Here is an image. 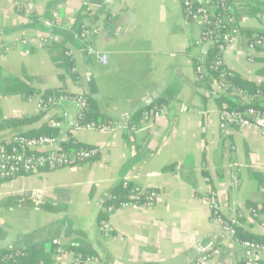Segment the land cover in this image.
Returning a JSON list of instances; mask_svg holds the SVG:
<instances>
[{
    "label": "crops",
    "instance_id": "1",
    "mask_svg": "<svg viewBox=\"0 0 264 264\" xmlns=\"http://www.w3.org/2000/svg\"><path fill=\"white\" fill-rule=\"evenodd\" d=\"M49 1L0 0L2 116L38 114L37 96L24 99L3 90L19 78L40 91L88 95L115 124L112 130L83 129L75 135L81 146L99 148L92 160L0 178V250L39 244L52 253L51 264H74L82 257L64 249L70 245L94 252L87 264H198L209 252L204 264L243 262L246 251L211 221L202 196L212 189L226 214L243 211L244 231L264 235L250 214L255 205L264 207V134L236 128L221 135L224 99L243 98L225 95L213 77L205 82L198 77L197 58L208 51L199 45L202 26L186 17L182 0H59L54 22L45 16ZM229 1L239 30L262 34L264 40V7L252 0ZM80 10L87 15L84 26L102 27L90 44L107 55V63L88 55L67 25ZM25 37L65 40L78 81L54 65L46 45L25 43ZM246 43L236 36L224 63L240 76L264 82L258 73L264 43L253 55ZM168 88L177 90L174 100L161 109L162 116H149L145 108ZM51 116L23 130L38 128ZM14 133L0 131V139ZM125 179L156 189L160 198L152 206L108 213ZM105 215L109 234L100 225Z\"/></svg>",
    "mask_w": 264,
    "mask_h": 264
},
{
    "label": "built area",
    "instance_id": "2",
    "mask_svg": "<svg viewBox=\"0 0 264 264\" xmlns=\"http://www.w3.org/2000/svg\"><path fill=\"white\" fill-rule=\"evenodd\" d=\"M223 14L218 15L216 12V4L214 0H183V13L193 22L199 23L203 30L199 39V45L209 47L213 42L220 41L218 45V54L214 61L207 65L206 55L197 58L196 72L198 77L205 80L210 77L209 70H216L224 63L225 51L236 36L246 40V48L254 54L256 46L262 45L264 40L259 35L255 39L248 40L236 26V16L232 12V5L229 0H221ZM59 19V18H58ZM60 22L63 21L60 19ZM74 20L68 19L67 25L71 28ZM231 26L229 32L222 34L220 30L225 26ZM102 32V27L85 25L82 33L78 36L81 38L85 46V51L88 55H95L100 62L107 63L108 58L105 53H99L92 46L91 42L99 37ZM24 38L25 43L36 44L40 42L42 45H47L52 40L39 37ZM221 79L215 78L216 84L223 93H230L242 97L244 103H248L254 97H248L243 91L236 87H231L228 91V86L225 83V73L220 74ZM258 97L264 98V92H259ZM38 98V112L52 114L48 120L52 128L59 130L57 135L41 134L35 137L23 135L20 133L0 139V178L15 179L19 176L37 174L45 169H61L75 164L89 161L97 157L100 153L99 148L93 146L69 147V143L75 135L81 130L104 131L112 130L114 122L105 121L97 123L94 121L80 122L84 116L88 106L87 96L83 93L72 94L61 91L58 95L50 96L47 99L41 94ZM74 110L75 115H69V111ZM149 116L158 118L162 116V111L158 109L151 110ZM219 131L222 136H227L233 129H256L264 134V108L250 107L245 110L238 109H221L219 114ZM236 185L239 184L234 180ZM124 188H129V194L120 202L108 205V213H113L116 210L126 207H147L154 205L160 198V193L150 187H143L138 184L131 183L129 180L121 184ZM202 199L210 206L211 221L220 226L222 230L237 243L239 247L246 251L244 264H262L264 260V243L253 242L250 240H239L237 234V224L243 216L241 209H235L231 214H226L219 199L215 194L206 193ZM252 217L258 220L259 224L264 227V210L250 209ZM103 231L107 234L110 232L108 220L102 226ZM61 254L65 252L62 249L58 250ZM19 253H6L0 257V264H24L18 257ZM212 254L203 255L198 264L207 262ZM94 257L74 259V264H87L94 260Z\"/></svg>",
    "mask_w": 264,
    "mask_h": 264
},
{
    "label": "trees",
    "instance_id": "3",
    "mask_svg": "<svg viewBox=\"0 0 264 264\" xmlns=\"http://www.w3.org/2000/svg\"><path fill=\"white\" fill-rule=\"evenodd\" d=\"M221 0H214V3L216 4V12L218 13V15H222L223 14V8L221 5ZM255 1L256 6L260 5L264 7V3H261L257 0H252V2ZM59 3V0H52L49 1L47 3V8H46V12H45V16H47L48 19H50L51 21H55V16L53 15L54 11L57 8V4ZM182 6H183V0H182ZM257 7H255V10ZM86 13H83L82 10H80L77 13V16L75 17V20L71 26V29L79 36L84 28V24L86 22ZM188 18V17H187ZM237 26V25H236ZM230 25L225 26L224 28H222L220 30V32L222 34H226L227 32H229L230 29ZM241 33H243L244 37L247 38L248 40L250 39H255L257 36L259 35L260 37H262V34H255L244 30H240ZM220 41H215L213 42L209 47H208V51L206 53V61H207V65L211 64L214 59L216 58L217 54H218V45H219ZM87 44H85L86 46ZM46 49L48 51L49 57L50 59H52V62L54 63V65L58 68H61L64 70V72L69 76V78L71 80L74 81H78V75L76 73V60L75 58H73V56L70 54V49L67 45V42L65 40H58V41H52L50 44H47ZM261 47V45H257L256 49L259 50ZM196 69V66H195ZM210 73V77L216 78L218 80L221 79L220 74L221 73H225V83L226 86H228V91H230L231 87H236L239 90L243 91L248 97H254L252 98V100L248 103H244L242 99H240L238 95H236L239 99H232V98H225L224 99V107L222 109H238V110H245L247 108H250L252 106L257 107V108H264V98L260 99L258 97L259 92H264V82H257L255 80H249L243 76H240L238 74H236L235 72H233L232 70H229L226 67V64L223 63L221 66H219L216 70H209ZM258 73L260 74H264V67L261 68ZM198 75V74H197ZM200 78V77H199ZM201 79V78H200ZM207 79L203 80L201 79V81H207ZM12 81V85L4 88L3 90L9 94H16V93H20L22 95V97L24 99H28L31 97H36L39 94L42 95L43 98H48L50 96H54V95H58L61 91H56L53 89H46L44 91H40L36 88H34L33 86H31L30 84H28L25 81H21L19 78L13 79ZM176 89L174 88H168L166 89V91L157 98V100L155 102H153L152 104L148 105L145 109H147V112H150L151 110L154 109H158L161 110L163 107H165L166 105L170 104V102H172L174 100V96L176 94ZM225 95H230V93H225ZM87 96V101H88V106L85 110L84 116L81 118L80 122H90V121H94L97 123H102L105 121H108V118L104 115L101 114L95 101L92 100L91 97ZM142 110V111H145ZM141 111V112H142ZM46 115L45 113H39L35 114V115H27V116H17L14 118H6L3 117L1 114V110H0V131H5V130H16L17 133L23 134V135H27V136H38L41 134H46V135H57L59 133V130L52 128L48 121L44 122L42 125L38 126V128H31V129H25L23 130L25 127H29V126H33L36 123H38V121L44 116ZM51 117H55V116H51ZM14 133V134H17ZM69 147H82V146H86V145H80L78 143H76L74 137L71 139L70 143H69ZM256 175V174H255ZM129 188H124L119 190L117 195H114L112 197V199H110L108 205L110 204H115L117 205L120 202V199H124L126 198V196H128L129 194ZM210 195L214 194L213 190H210ZM120 197V198H119ZM119 198V199H118ZM45 207L48 209V203L45 205ZM252 207V206H251ZM254 209L257 210H264V207H258V206H253ZM105 221H107V217L102 216L101 220H100V225L101 227L103 226V224L105 223ZM237 238L241 241V240H250L253 242H260V243H264V235H259V234H249L246 231H244L239 224H237V234H236ZM57 247V246H54ZM64 249L66 250H72L74 252H76V254L82 255L81 258H86V257H92V255H94V252L91 251H86V250H81L76 246L70 245L65 247ZM44 248L41 245H31L28 246L24 249H20V250H13V249H8V250H0V257L5 255L6 253H19L20 256L18 257V259L23 262L24 264H51V262L53 261L52 258V253H47V252H43ZM208 254H211V252H209ZM238 264H244L243 262H240Z\"/></svg>",
    "mask_w": 264,
    "mask_h": 264
},
{
    "label": "rangeland",
    "instance_id": "4",
    "mask_svg": "<svg viewBox=\"0 0 264 264\" xmlns=\"http://www.w3.org/2000/svg\"><path fill=\"white\" fill-rule=\"evenodd\" d=\"M101 34V33H100ZM81 64H80V66H81V70H82V72H86V67H85V65L84 64H82V62H80Z\"/></svg>",
    "mask_w": 264,
    "mask_h": 264
}]
</instances>
